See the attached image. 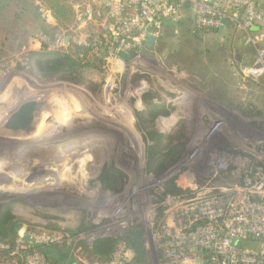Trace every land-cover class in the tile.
I'll return each instance as SVG.
<instances>
[{"label":"rangeland","instance_id":"rangeland-1","mask_svg":"<svg viewBox=\"0 0 264 264\" xmlns=\"http://www.w3.org/2000/svg\"><path fill=\"white\" fill-rule=\"evenodd\" d=\"M102 2L71 0L78 21L67 30L44 24L51 17L36 10L35 0L0 2V120L26 103L35 106L26 129L0 132V208L11 206L19 228L14 246L0 242V264H49L39 247L50 245L70 247L78 264H165L163 234L181 232L171 222L179 211H194L183 228L195 229L200 198L253 196L244 192V176L254 186L249 176L264 162V76L244 74L254 49L236 61L251 48L244 35L232 26L203 31L186 9L152 50L141 48L139 60L109 63L104 48L94 52L100 25L83 16L89 7L106 13ZM43 46L90 61L84 81L46 79L33 70L28 56ZM177 101L173 118H159L155 129L166 146L171 140L183 152L158 174L149 168L153 143L136 114ZM228 158V170L220 171L216 163ZM105 167L123 175L116 190L99 182ZM132 231L141 233L143 256L125 240ZM102 238L119 241L109 261L92 254ZM178 257L200 264L194 251Z\"/></svg>","mask_w":264,"mask_h":264},{"label":"built area","instance_id":"built-area-1","mask_svg":"<svg viewBox=\"0 0 264 264\" xmlns=\"http://www.w3.org/2000/svg\"><path fill=\"white\" fill-rule=\"evenodd\" d=\"M102 8L106 13L89 7L83 16L85 21L100 25L102 34L93 40L94 52L98 55L104 48L109 63L111 60L113 63L127 62L119 53H127L129 62L139 60V52L146 46L149 36L158 37L167 22L176 23L184 10L191 9L195 24L201 29L219 30L232 26L240 31L246 44L256 51L252 66L244 71L245 76H264V12L256 3L245 0H103ZM40 12L50 17L45 8ZM254 27L258 30H252ZM219 125L211 134L216 133ZM228 161L229 158L217 162L218 169L227 171ZM256 164L254 173L249 176L256 184L251 185L248 173L244 176V182H248L244 192L253 196L235 197L229 191L200 198V209L195 212L196 218H200V227L194 226L195 229L191 225L183 228L184 220L189 218L187 215L194 211H179V215L172 218V229H181L186 235L181 236L177 229L163 234L165 264H192L190 261L178 263V256L186 251H194L200 264H264V162ZM162 216L163 212H158V217ZM157 224L159 230L161 220ZM258 240H261L259 247Z\"/></svg>","mask_w":264,"mask_h":264},{"label":"trees","instance_id":"trees-1","mask_svg":"<svg viewBox=\"0 0 264 264\" xmlns=\"http://www.w3.org/2000/svg\"><path fill=\"white\" fill-rule=\"evenodd\" d=\"M37 1L39 7L42 6L50 12L58 27L61 29L67 30L77 21L76 12L71 0ZM36 9L38 10V7H36ZM203 31L207 30L203 29ZM83 61L84 57H75L68 53L49 51L46 49V46H43L42 51L31 52L28 56L29 65L43 78L54 79L62 77L76 80L80 83L84 81L81 76L82 70L85 69V67L90 68L91 66L89 63L90 61L86 64ZM174 110L175 109L171 106H162L145 114H136V118L141 128L148 131L149 138H146V141L148 143H153L148 147L149 168L153 169L158 174L165 171L183 152V145L173 147L171 140L169 145L166 146L163 142L166 137L161 135L155 129L156 121L159 118L169 117ZM179 127L182 128L183 123H179ZM122 179L123 175L120 172L113 168L105 167L99 178V182L105 190L113 191L117 189L120 182H122ZM170 186L171 189L168 193L175 194L174 185L170 184ZM163 200V198H160L157 202L161 204ZM11 212V206L4 209L0 208V242H7L14 246L19 228L17 225L13 224L14 218ZM162 212L163 209H159V213L161 214ZM125 240L130 243V248L137 256H143L140 232H130ZM118 242V240L111 238L99 239L92 246V254L101 261H109L115 254V248ZM39 252L49 264H77L72 258L70 247L59 248L57 245L42 246L39 247Z\"/></svg>","mask_w":264,"mask_h":264},{"label":"water","instance_id":"water-1","mask_svg":"<svg viewBox=\"0 0 264 264\" xmlns=\"http://www.w3.org/2000/svg\"><path fill=\"white\" fill-rule=\"evenodd\" d=\"M174 25L173 21L166 23V26ZM252 30H258L254 27ZM67 40V37H66ZM156 41V37L151 35L148 37L145 45L148 49L152 50ZM119 57L123 61H128L129 55L127 53H119ZM34 103H26L19 107V109L7 120L5 129L12 132H18L27 128L33 120Z\"/></svg>","mask_w":264,"mask_h":264},{"label":"crops","instance_id":"crops-1","mask_svg":"<svg viewBox=\"0 0 264 264\" xmlns=\"http://www.w3.org/2000/svg\"><path fill=\"white\" fill-rule=\"evenodd\" d=\"M1 1H3V0H1ZM0 1V2H1ZM89 1V0H88ZM35 2H36V7H38V10L40 11V9L41 8H44V7H42V6H40L39 7V3H38V1L37 0H35ZM89 3H91V1L89 2ZM261 9V11H263L264 12V6L263 7H260ZM37 10V9H36ZM37 10V11H38ZM50 19H49V21H46V22H44V21H42L44 24L46 23V24H49V25H52V26H57L56 25V21L54 20V18L51 16V14H50ZM78 21V20H77ZM82 21V20H81ZM81 21H80V23H81ZM82 24V27L81 28H86V27H84L85 26V24H83V23H81ZM174 26H176V23H174V25H169V26H165L164 28H173ZM257 31V30H256ZM157 40H158V37H156V41H155V44H156V42H157ZM154 44V45H155ZM37 46V48L38 47H40L38 44L36 45ZM146 47V46H145ZM253 50V48H247V49H245V51H244V53L243 54H241V57H240V55H237L236 54V61L238 62V63H242L243 62V59H245L248 55H249V52L250 53H253V51H251V50ZM145 50H148V51H150V49H148L147 47H146V49ZM250 50V51H249ZM177 104H179L178 103V101L177 102H170V103H168V104H166V105H164V106H171L172 108H174L175 109V107H177L176 105ZM176 112V110H174L172 113H171V115L169 116V117H167V118H173V115H174V113ZM181 120V119H180ZM179 120V121H180ZM178 122V121H177ZM78 264V263H77Z\"/></svg>","mask_w":264,"mask_h":264},{"label":"bare ground","instance_id":"bare-ground-1","mask_svg":"<svg viewBox=\"0 0 264 264\" xmlns=\"http://www.w3.org/2000/svg\"><path fill=\"white\" fill-rule=\"evenodd\" d=\"M47 106L49 107V105H47ZM6 120H7V117H4L2 120H0V132L5 130ZM63 181H65V180H63Z\"/></svg>","mask_w":264,"mask_h":264}]
</instances>
